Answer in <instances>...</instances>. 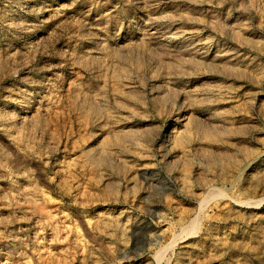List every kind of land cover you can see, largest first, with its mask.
Listing matches in <instances>:
<instances>
[{"label": "rangeland", "instance_id": "1", "mask_svg": "<svg viewBox=\"0 0 264 264\" xmlns=\"http://www.w3.org/2000/svg\"><path fill=\"white\" fill-rule=\"evenodd\" d=\"M0 264H264V0H0Z\"/></svg>", "mask_w": 264, "mask_h": 264}]
</instances>
